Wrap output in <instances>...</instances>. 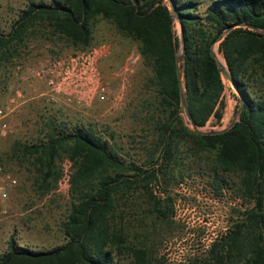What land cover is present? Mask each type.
<instances>
[{
  "label": "trees",
  "instance_id": "trees-1",
  "mask_svg": "<svg viewBox=\"0 0 264 264\" xmlns=\"http://www.w3.org/2000/svg\"><path fill=\"white\" fill-rule=\"evenodd\" d=\"M201 4L29 0L8 32L0 28V66L5 67L38 31L75 50L86 49L104 20L139 42L151 70L145 86L155 96V137L145 157L129 158L111 142L114 134L104 137L90 125L54 119L46 122L43 138L14 142L11 154L31 158L38 188L57 180V158L66 156L72 200L61 224L62 243L32 249L12 235L0 264L158 263L152 246L173 230L174 187L193 176L204 178L216 199L229 194L230 205L237 207L229 212L227 228L186 264H264V0H212L204 9ZM217 55L236 87V121L218 133H200L192 122L203 127L223 116L224 72Z\"/></svg>",
  "mask_w": 264,
  "mask_h": 264
},
{
  "label": "rangeland",
  "instance_id": "rangeland-1",
  "mask_svg": "<svg viewBox=\"0 0 264 264\" xmlns=\"http://www.w3.org/2000/svg\"><path fill=\"white\" fill-rule=\"evenodd\" d=\"M28 1L0 0L1 30L9 31L11 22ZM174 29L179 35L177 20ZM49 38L48 34L38 31L28 38L20 56L16 54L5 67L0 66V123L9 124V131L0 134V164L17 179L15 186L6 189L5 196L0 195V254L7 249L12 235L19 245L32 249H47L62 243L61 224L72 200L70 182H64L66 172L71 170V161L64 155L57 158V180L50 178L49 188H38L35 181L39 175L31 158L21 160L11 154L15 141L36 142L43 138L50 119L66 122L68 126L90 125L104 137L114 134L111 142L119 144L129 158L145 157L146 148L155 137L152 119L155 96L145 86L151 70L143 63L139 42L104 20L97 23L92 45L86 49L75 50L65 41ZM215 46L218 48V44L214 45V52ZM217 58L226 68L223 57L217 55ZM72 62L78 73L82 67L94 71L88 74L90 82L94 80L101 87L103 99L96 92L99 87L95 90L88 84L84 86L88 98L80 103L62 98L45 100V91L50 90L49 76H42L38 70L54 68L57 73L53 76L59 77ZM222 77L223 116L219 122L211 118L205 126L198 127L200 130L223 129L234 119L237 92L224 73ZM74 89L80 90L81 82H76ZM174 188L173 230L170 237L165 235L162 243L152 246L158 259L154 264H186L189 256L202 252L227 228L229 212L237 207L236 203L230 205L229 194L216 199L206 180L199 176L187 178ZM122 264H129V259H124Z\"/></svg>",
  "mask_w": 264,
  "mask_h": 264
},
{
  "label": "built area",
  "instance_id": "built-area-1",
  "mask_svg": "<svg viewBox=\"0 0 264 264\" xmlns=\"http://www.w3.org/2000/svg\"><path fill=\"white\" fill-rule=\"evenodd\" d=\"M212 0H202V6L206 5V2ZM96 51L94 52L95 56ZM50 69V70H49ZM75 70V73L73 72ZM57 71L54 68H40L38 73L42 76H49L47 79V83L50 87V90L45 91V100L47 102L57 101L59 99H64L70 102L80 103L84 101V99L88 98V91H84V86L91 84L92 87L96 90L99 86L96 84V81L90 82L89 75L94 73V71L87 67L81 68L80 73L74 68L73 62L71 67L66 66L62 75L59 77H54ZM81 74V76H80ZM89 74V75H88ZM94 78V75H92ZM76 82H81V89L75 90L74 85ZM101 87L98 88L96 92H99V97L101 99L104 98V95L99 91ZM0 114H2V110H0ZM3 115H6L4 112ZM9 131V124L7 122L0 123V134H4ZM70 177V171H67L64 176V182L68 183ZM17 183V179L9 172L5 171L2 165L0 164V195H6V189L12 186H15Z\"/></svg>",
  "mask_w": 264,
  "mask_h": 264
},
{
  "label": "water",
  "instance_id": "water-1",
  "mask_svg": "<svg viewBox=\"0 0 264 264\" xmlns=\"http://www.w3.org/2000/svg\"><path fill=\"white\" fill-rule=\"evenodd\" d=\"M172 7H173V5H172ZM173 10H174V12H176L175 8H173ZM220 39H221V35L218 37L217 41H219ZM213 52H214V49H213ZM214 54H215V52H214ZM215 56H216V54H215ZM216 58H217V57H216ZM217 61H218V60H217ZM218 63H219L220 69L224 72L225 76L228 78V80L231 82L232 86H233V87L235 88V90H236V87H235V85H234V83H233V80H232L231 76H230L229 73L227 72V69H226L225 67H223V66L220 64L219 61H218ZM178 80H179V88H180L181 98H182V100H183V105H184V107H185V111H186L187 117L190 118L189 113H188V110H187V106H186V101H185L184 92H183L182 83H181V77H180V74H179V73H178ZM236 116H237V114L234 116V119L228 124L227 127H230V126L233 125V123L236 121ZM192 124H193L195 130H196L197 132H200V133L214 134V133H218V132H220V131H223V130L225 129V128H223V129H217V130H208V131H204V130H200L197 126H195L193 122H192Z\"/></svg>",
  "mask_w": 264,
  "mask_h": 264
}]
</instances>
